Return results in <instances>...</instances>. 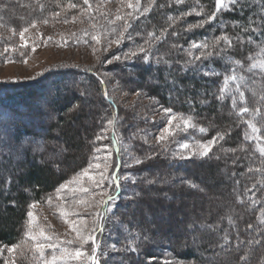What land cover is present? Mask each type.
<instances>
[{"label": "trees", "instance_id": "1", "mask_svg": "<svg viewBox=\"0 0 264 264\" xmlns=\"http://www.w3.org/2000/svg\"><path fill=\"white\" fill-rule=\"evenodd\" d=\"M129 4L132 7H129ZM93 5L95 9L99 7L98 0H88L87 4L84 0H0V22L15 29H24L42 22H70L80 27L78 31L87 30L85 23L94 14ZM145 8L149 11L145 12ZM215 11V0H128L127 14L119 24L124 39L111 54L123 56L129 50L145 46L151 55L172 62L173 68L169 70L163 62L159 66H154L153 63L145 64L137 58L134 64L117 61L110 72L128 91H139L159 110L171 107L173 115L187 118L191 116L192 123L195 124L194 128L182 131L179 142L169 144V149L151 154L150 158L145 159L148 162L145 161L144 166L135 165L139 166L138 170L125 166L124 160L121 159L120 137L123 138V135L120 134H123L124 128L121 129L120 116H123V110L110 96L107 81L95 68H55L40 76L37 81L28 83L0 81V112H7L16 118V126L13 128L15 141H28L27 150L21 153L25 163L18 165L14 164L18 155L11 154L7 148H0L5 152L0 157L1 246H18L27 238L31 228L27 213L31 211L32 205L44 203L51 193L69 181L75 173L87 167L92 161L95 147L102 142L101 140L98 143L96 137L100 132L99 125L108 126L107 120L115 116L117 119L114 124L103 132V137L110 139L111 144V134L116 135V143L120 149V152L116 151L115 154L117 158L112 177L114 174L123 176L132 172L144 177L139 180L141 183H145L143 181L149 178L160 181L162 185L155 189L163 191L167 200L174 197L173 188L185 193H193L199 189L211 191L209 186L199 179L192 165L205 166L204 171L213 178L224 167L231 178V185L223 184L224 208L210 212L208 206V215H200L201 219H195L199 223L203 220L206 225H216L215 230L202 229L190 236L187 232L183 235L167 236L160 228L158 235L155 231L152 232V242L141 244L136 241L140 246L138 253L125 250L134 240L128 233L148 228L149 223L136 221L137 223L133 224V220H128L130 211L125 208L122 210L121 206H127L132 200L121 199L114 212L104 215L111 218L108 226L113 232L109 237L117 249L107 245L103 252L112 260V264H146L149 256H155L159 264H242L239 260L241 255H246L247 264H264V151L260 148L264 140V69L254 64L264 53V36L256 32L250 39L249 34L242 31L244 27L256 28L257 23H250L253 21L264 24V0H239L233 10L224 9L217 13L215 20L205 22L203 27L197 26L207 21V17ZM96 12H99V8ZM125 25L130 27L125 28ZM261 31H264V27H261ZM222 35L232 39L233 47L228 49L226 57L211 59L210 63L217 75L208 78L191 70L186 74L176 75L179 71L177 61L183 63L189 56L195 57L204 51L192 48V42H206L211 45L215 38ZM236 37L243 43L237 44ZM220 43L223 44V41ZM142 56L143 53L138 54V57ZM235 61L241 63L235 64ZM204 63L207 65L209 61ZM68 75L83 76L85 83L91 84L96 93L93 100L96 99L106 106L102 114L100 109L95 108V115L99 117L89 126L85 127L82 123V118L86 116V109L81 106L83 99L80 97L81 93H85L84 85L80 82L78 84L76 80L69 82L76 83L75 91L80 89V93L73 92V96L66 97L69 99L63 103L59 99L52 100L45 109L32 108L33 101H42L46 94L54 92L52 89H56L57 93L61 89L66 90L68 85L65 83V77ZM231 75H236L238 81L233 83L228 79L225 84V77ZM135 77L141 78L142 82H136ZM61 80L64 81L63 84H60ZM166 81H175L182 87L176 88ZM221 94L224 96L223 100L218 99ZM233 97L236 99L235 106L232 104ZM28 98L30 102L27 101ZM242 108H247L248 111L241 112ZM220 110L223 113H220ZM47 113L56 114L55 122L43 123L40 117ZM77 117H80L79 127L74 128L71 122H75ZM124 117L126 120L125 115ZM253 125L257 129L256 132L252 131ZM201 127L205 129L204 132L199 131ZM59 129L64 141L74 150L64 156L63 164L66 170L62 173L58 171V167L44 162L43 159L47 154L56 151L50 141L54 137L52 133ZM217 132L226 133L225 137L218 140L207 157L196 156L191 160L177 158L186 152L181 147L184 142H206ZM33 141H43V151L31 154ZM149 145L139 144L141 148H149ZM154 165L158 167V171L147 172L148 168ZM180 170L182 175L177 176ZM155 174L156 176H153ZM183 181H190L197 187H190ZM134 186L138 187V192L144 196L142 191L145 185L139 188L136 183ZM123 187L124 181H121V188ZM170 187L171 191L168 190ZM124 195L122 192L121 196ZM179 197L180 200L183 195ZM129 209L133 211V208ZM249 224L253 229H248ZM197 233L203 236L204 244L200 247L202 252H196L192 248L184 249L182 244H191L187 240ZM237 233L238 239L244 241L239 248L235 246ZM249 240H259L260 243L248 244ZM218 252L223 253L224 259L217 255ZM157 261H153V264H157Z\"/></svg>", "mask_w": 264, "mask_h": 264}, {"label": "rangeland", "instance_id": "2", "mask_svg": "<svg viewBox=\"0 0 264 264\" xmlns=\"http://www.w3.org/2000/svg\"><path fill=\"white\" fill-rule=\"evenodd\" d=\"M98 5L99 7H96V9L93 5V9H95L93 10L94 14L92 18L85 23L87 30L82 29L78 31L77 29L80 28L79 26L73 23L70 24V22L63 23L59 21L36 23L26 27L28 29L25 33V39L28 42L27 47H23L25 40H21L19 36L23 28H10L7 27L4 22H0V39H2L0 40V53H2V55H0V81L28 83L37 81L40 76L55 68L74 66H91L95 68L107 81L110 96L120 109L123 110V116H120L122 119L121 129L124 128L123 134L120 135H123V138L118 134L122 141L121 159L124 160L123 163L125 165V161L128 159L125 153L130 152L132 155L143 160L144 162L141 163V166H144L143 164L146 161V156L150 157L151 154H155L163 149H169L171 144L179 142L182 131H186L190 127L184 126L183 120L177 116L178 119L174 121L171 126V134L165 133V140L158 142L157 138L167 124L169 117L139 91H128L114 78L110 70L117 61L113 60L111 64L107 63L108 60L116 56L112 55L111 52L113 49L119 47V45L115 43V39L117 35L122 32L119 24L127 14L128 0H98ZM98 8L99 12L97 13L96 11ZM117 16L122 17V19H117ZM83 31L86 32L83 33ZM95 37H99V41L94 39ZM109 42H111V47H108ZM6 48L8 49L7 52H5ZM254 64L264 69V53L254 61ZM65 80L69 89H61L59 93H57L56 89H52L54 92L46 94L42 98V101H33L31 103L33 106L32 108L37 110L42 107L45 109L47 104L52 100L59 99L63 103L66 99H69L66 97L73 96V92L78 91L77 93H80V89L75 91L74 84L76 83H72L73 80H76L78 84L80 82V84L84 85L85 93H81L82 96L80 97L83 99L81 100V106L83 105V107H85L86 116L82 118V123L85 127L89 126L99 117V115H95V108L100 109L102 114L106 107L105 104L98 102L96 99L93 100L96 93L91 84L88 82L85 83L83 76L68 75L65 77ZM70 80L72 81L69 82ZM135 80L136 82H142V79L139 77H135ZM148 81L151 80L148 79ZM237 81L238 79L232 82L236 83ZM61 83L63 84L64 81L61 80L60 84ZM253 84L255 86L254 82ZM137 93H139V95ZM27 101L30 102L29 98ZM77 112L79 114V111ZM220 113H223V111L220 110ZM124 115L127 118L126 120L124 119ZM55 116L56 114L47 113L41 116L40 119L43 120V123L47 124L49 122H55ZM183 118L187 119V117ZM79 122L80 117L75 118V122H71L72 127L78 128ZM107 127L106 124L105 126L102 124L99 125L98 128L100 132L96 137L103 136V132L107 130ZM126 129L128 131H126ZM147 130H151L152 132L150 133V131L148 132ZM44 132L46 133L47 131ZM112 134V144L110 139L108 140L106 137L100 140L97 139V142H101V140L102 142L101 144L98 142L99 145L95 147L92 161L81 172L75 173L69 181L64 183V188L60 186L55 192L51 193L49 196L51 200L48 198L44 203H35L34 207H32L31 211L34 213L35 219H29L31 225L29 230L37 235L42 230L47 236L52 237V239L45 240L39 238L33 241L29 235H27V238L11 252L9 249H12L13 246L0 245V264H43L45 259L51 260L53 255L59 257L61 253L65 251L74 252L77 248H80L81 251L85 252L87 255L83 256L80 260H69L67 264H89L88 257L92 255L93 248L92 241L81 245L76 236V232L73 231L72 225L67 221L76 222L77 227H79L82 232H87L94 224L93 217L89 215V213L99 212L101 216L105 215L101 201L112 193L115 185L113 184V188H108V184L112 181L105 180L101 187L97 188L96 182L99 180L100 174L103 172L105 166H107V172H103L105 176L112 177L111 174L115 170L117 158L115 154L117 150H115L116 144L114 143L117 138L116 135ZM52 136L54 137H52L50 143L54 146L56 151L47 154L43 159L45 160L44 162L51 163L53 166L58 167V171L62 173L66 170L63 164L64 156L73 153L74 150L64 141L60 129L52 133ZM202 142L204 141L200 143ZM143 143L150 144L149 148H141L139 144L142 145ZM184 143H188L190 149H197L200 145L198 142ZM105 146L109 147L105 148ZM34 147H38V145L33 144L31 154H35L33 151ZM260 148L264 149V140L262 144H260ZM96 149H101V151L97 152ZM3 150L4 149H0V157L5 153ZM185 151L184 155H187L188 151ZM109 153H111V155H109ZM19 155V157L17 156L15 158L14 164L18 165L25 163L24 158L21 157L22 155ZM160 161L159 159V162ZM97 164L100 165L99 169L95 167ZM192 166V169L197 173L199 179L209 186L211 191L205 192L199 189L193 193H185V191H179L173 188L174 197L171 200H167L166 196L163 195V191L160 192L155 189V187L161 184L160 181L155 180V184L148 185L137 180L139 188L145 185V189L142 191L144 196H142L143 199L139 201V204L152 211L153 215L146 219L142 215L141 208L135 207L133 201H131L127 206H121L122 210L125 208L130 211L127 215L128 220L141 221L143 223H149V220H151L154 227H157L156 229L161 228L162 232L164 234L166 232L167 236H177L183 235L184 233L186 234L184 225L180 224V221H184L186 224L190 223V221H196V217L201 219L200 215H208L209 207L210 212L224 208V200L222 197L224 196L225 188L223 184L231 185V178L227 174V170L222 167L213 178L206 174L204 171L205 166H198V164ZM129 168L138 170L139 166L132 164ZM151 171L157 172L158 167L154 165L148 168L147 172ZM85 172H87L88 175H84ZM181 173L180 170L176 175H182ZM153 176H156V174ZM149 180L151 179L149 178ZM220 180L223 181V183H221ZM216 185L217 188H215ZM81 187L88 189V191L81 192ZM127 187L134 188L135 186L129 183ZM135 188L138 191V187ZM105 189H107V192H105ZM168 190L171 191V187L168 188ZM180 195H183V197L179 200L178 198H180ZM81 200H84L86 203L80 204L79 201ZM129 208H133V211ZM110 219L111 218H108V220L104 222L103 233H96V241L99 246L101 245L97 250V252H99L97 257L100 259L101 264H112V260L109 259V257L104 254L102 255L107 245L108 247L114 245L111 243L112 240H110L109 237V234L113 232L110 226H108ZM85 222L87 225L86 227ZM96 223H100V221L97 220ZM200 223L206 224L203 220L200 221ZM148 225L150 227V224ZM199 230L202 229H198L196 232ZM187 233L189 236L195 234L191 232ZM198 234L199 233L196 235L197 239L195 242L192 238L190 240L188 239L187 241H190L191 244H182V247L184 249L192 248L196 252H202L200 251V247L204 244V240L203 236ZM68 241H72V243H68ZM36 243L45 245L55 244L56 247L54 249L46 247L41 256L35 248ZM214 244L215 241L213 245ZM115 250L117 249L115 248ZM217 255L224 259L223 253L218 252ZM57 264H64V262L57 261Z\"/></svg>", "mask_w": 264, "mask_h": 264}, {"label": "snow or ice", "instance_id": "3", "mask_svg": "<svg viewBox=\"0 0 264 264\" xmlns=\"http://www.w3.org/2000/svg\"><path fill=\"white\" fill-rule=\"evenodd\" d=\"M239 2V0H215L216 3V11L213 12L210 16L207 17V21L201 22L198 27H203V24L205 22H211L212 20H215L217 18V13L224 10L228 9L229 11L233 10V8L236 6V4ZM84 3L87 4L88 0H84ZM71 7H75V5H71ZM129 7H132L131 4H129ZM145 12L149 11L148 8L144 9ZM117 19H122V17L117 16ZM250 23H257L256 28H251V27H244L242 28V31L246 32L249 34V38L251 39V35L256 32H260L262 36H264V31H261V27H264V24L262 22L258 21H253ZM130 27V25H125V28ZM28 31L27 28H24L19 36L21 40H25V44L23 47L28 46V42L25 39V33ZM97 41H99V37H95ZM124 39V33L120 32L116 39L115 43L117 45H120L121 42ZM130 39V37H129ZM224 41L223 44L220 42ZM236 43L237 44H242L243 42L240 40L239 37H236ZM108 47H111V42H109ZM174 47H179V46H174ZM192 48H197L201 49L204 51H201L199 55L192 57L189 56L187 59L183 61V63H180L179 61L176 62V65L179 68V71L176 73V75H179L181 73H187L188 71H193L194 73H198L204 77L211 78L218 73L216 72L215 68L211 65L210 61L213 58H224L228 55V49L233 47V41L230 39L227 35H222L221 37H217L214 39L213 43L209 45L206 42H192L191 44ZM34 50V47H33ZM8 49H5V52H7ZM139 53H143L142 57H138ZM2 55V53H0ZM137 58L140 59L142 63L148 64V63H153L154 66H159L162 62L166 64L167 68L171 70L173 68V63L170 61H163L161 57L158 56H153L149 52L148 49H146L145 46H138L136 49L129 50L128 52L124 53L123 56L121 55H116L112 57L111 60H108L107 63L111 64L113 60L115 61H125L131 64H134L137 60ZM204 61H209L207 65H205ZM240 61H235V64H240ZM168 73H166L167 75ZM228 79H231L232 81L237 80L236 75H231L230 77H225V84L227 83ZM6 82V81H5ZM167 83H171L174 85L176 88H181L182 86L179 84H176L175 81H166ZM103 83V81H101ZM139 95V93H137ZM243 97V93H241V98ZM105 98L107 99V92H105ZM218 99L223 100L224 96L221 94ZM201 103H206V101H201ZM236 99L233 97L232 99V104L235 106ZM247 108H242L241 112H247ZM163 112L168 115V121L165 127L162 129L160 135L158 136V142L159 141H164L165 140V133L171 134V126L173 125V122L178 119L176 115H173V109L171 107L169 108H164ZM116 117L113 116L112 119L107 120V125L112 126L114 122L116 121ZM180 119L183 120V124L186 127L194 128L195 124L192 123V117L189 116L187 119H184L183 117H180ZM16 126V118L12 115H10L7 112H0V148H7L11 154L14 155H19L23 153L24 151L27 150L28 147V141L21 140L20 142L15 141V134L13 132V128ZM199 131L204 132L205 129L201 127ZM252 131L256 132L257 129L253 125L252 126ZM226 133H220L217 132L216 135H214L211 139L207 140L206 142L200 143L199 147L197 149H190V146L188 143H184L181 145V147L185 150H188L187 155H180L177 158L180 160H191L196 156H199L201 158H205L209 155V153L212 151L213 146L218 142V140H223L225 137ZM103 136H98L97 139H103ZM35 145H38V147H34L33 151H43V141H33ZM109 146H105L107 148ZM97 152L101 151V149H96ZM264 151V149H262ZM117 152H120V149H117ZM111 155V153H109ZM125 155L128 156V159L125 161L126 166H131L132 164L139 165L143 163L144 161L137 158L136 156L132 155L130 152H126ZM150 157H145V159H148ZM97 169L100 168V165L97 164L95 166ZM103 172H107V166H105ZM103 172L100 174L99 180L96 182V187L99 188L101 187L102 183L105 180H111L112 182L108 184V188H113V184L115 187L112 190V193L110 195L106 196V199L102 200L101 203L103 205V211L104 213H110L114 212L116 208L118 207L121 199H131L133 201V205L135 207L141 208L142 215L148 219L150 218L153 213L146 207H142L139 204V201L143 199L141 194L136 190V188H128L127 185L129 183L135 185L137 183V180L144 179V177L137 176L133 174L132 172H128L123 176L119 175H113V177H108L103 174ZM84 175H88L87 172L84 173ZM183 180V178H181ZM121 181H124V187L121 188ZM184 183H187L188 186L196 188L197 186L195 184H192L190 181H183ZM145 183L148 185H153L156 183L155 180H145ZM65 185H61V188H64ZM81 192H87L88 189L81 187L80 188ZM201 191H203L201 189ZM105 192H107V189H105ZM125 193V195L122 197L121 193ZM51 200V198H49ZM80 204H85L86 202L84 200L79 201ZM34 207V205H32ZM66 214V213H64ZM78 215V214H77ZM93 217L94 224L92 228L87 231V232H82L79 227H77L76 222L74 221H67L70 223L73 227V231L76 232V236L79 239L81 245L87 244L89 241H92L93 248H92V255L88 257L89 264H101L100 259L97 257L96 253L97 250L99 249V244L96 241V233H103L104 231V222L107 221L108 217L107 216H101L99 212H94V213H89ZM27 216L32 218L33 220L35 219L34 213L32 211H28ZM99 220L100 223H96V221ZM133 224H136V221L132 222ZM180 224L184 225V231L185 232H191L195 233L198 229H207V230H215L217 228L216 225H206L199 223L197 221H192L191 223H184V221H180ZM150 227L148 228H141L140 231H132L129 232L128 235L134 237V240L132 241L131 244H129L125 250L132 251V252H137L139 249V245L136 244V241H139L141 244L143 243H150L154 240V236L152 235V232L155 231V233L158 235L159 234V229H156L154 225L152 224L151 220H149ZM86 222H85V227H86ZM248 229H253V226L251 224L248 225ZM125 230L127 231V228L125 226ZM144 233V235H141V233ZM29 237L33 240L36 241L39 238H43L45 240H51L52 237L47 236L44 231H40L39 234H35L32 231H29L28 233ZM239 233H237V241L235 242V246L239 248L240 244H243L244 241H241L238 239ZM197 237L195 235L192 236V240L195 242ZM68 243H72V241H68ZM248 244L252 243H257L259 244L260 241L256 240H249L247 242ZM225 244H227V239L225 238ZM224 245H220V247H223ZM15 245L13 246L12 249H9V251H13L15 249ZM55 248V244H41V243H36L35 248L36 250L43 255L45 248ZM113 249L116 248L115 245H112ZM211 247V245L209 246ZM87 255L85 252L81 251L80 248H77L74 252H63L61 255L58 257L56 255H53L51 257V260L45 259L43 261V264H57V261L64 262V264H67V261L69 260H80L83 256ZM103 255V253H102ZM239 260L242 262V264H247V257L246 255H241L239 257ZM153 261H157V258L155 256H149L147 258L146 264H153ZM157 264H159V261H157ZM167 264V262H166ZM178 264V262H177Z\"/></svg>", "mask_w": 264, "mask_h": 264}]
</instances>
